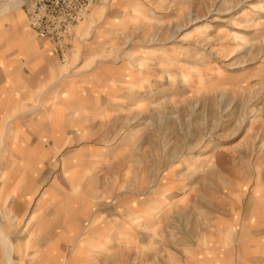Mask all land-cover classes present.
Instances as JSON below:
<instances>
[{
	"label": "rangeland",
	"instance_id": "374dc122",
	"mask_svg": "<svg viewBox=\"0 0 264 264\" xmlns=\"http://www.w3.org/2000/svg\"><path fill=\"white\" fill-rule=\"evenodd\" d=\"M26 2L0 0V82L38 84L23 111L86 106L80 131L67 117L54 125L68 128L63 139H25L44 132L30 115L0 123V175L29 143L45 146L34 199L51 188L54 227L77 238L68 250L56 232L38 263L69 264L98 239L100 252L81 259L222 264L221 197L264 194V0H103L74 27L64 60L37 38ZM69 199L84 203L73 213Z\"/></svg>",
	"mask_w": 264,
	"mask_h": 264
},
{
	"label": "crops",
	"instance_id": "0c3cea01",
	"mask_svg": "<svg viewBox=\"0 0 264 264\" xmlns=\"http://www.w3.org/2000/svg\"><path fill=\"white\" fill-rule=\"evenodd\" d=\"M19 40L15 38L14 43L20 44L21 41ZM47 49L50 50L49 48ZM41 56H43V60L49 59L51 62L50 57L47 58L42 54ZM45 70L48 73L49 69L45 68ZM1 76L0 73V79ZM4 76L7 78L6 71H4ZM14 88L17 89L15 90ZM39 90L38 84L16 83L11 86L0 82V123L6 121L5 119L12 114L13 117L10 121L16 124L19 122L17 120L19 117L30 115L29 123L36 122L39 127H44V132L38 133L37 130H27L24 138L29 141L53 139L55 132L58 134L56 136L57 139H63L65 136L64 131L68 132V128L62 129V127L58 128L54 125L62 124L65 117L72 119V123L75 122L74 127L78 131L81 130L78 126L80 116L86 112L84 102H79L76 105H64L61 102L55 104L53 100H46L44 104L45 110L40 113H36V110L29 112L30 107L23 111V97L28 99L30 92L34 93ZM23 92L27 94L23 95ZM15 128L13 133H15ZM23 149L24 160L19 162L11 161L8 166L3 165L4 178L7 171L11 172L8 175V179H4L2 174L0 175V205L4 210L3 212L0 211V217H2V214H6V218L11 220L9 227H6L5 222L0 221V264H6L5 251L7 247L13 253L12 264H39L36 253H49L53 244V236L56 232L68 236L66 240L68 241V250L73 243L75 244L74 241L77 239L72 241V236L75 233L72 232L71 228L54 227V202L53 199H47V193L51 195V188L46 189L40 199L36 201L34 199L39 188L45 183L44 169L40 164H44L49 150L43 145L39 147L38 142L35 144L29 143ZM180 198H183V196ZM238 198L229 199V197L222 196L220 199L223 208L220 218L221 227H217L215 232L221 239V251L227 258V260H222V264H264V194L260 196L254 194V196L246 199V195L242 193L241 195L239 194ZM69 201L74 207L71 208L73 213L84 203L82 199H69ZM235 204L237 208L236 210L234 209V213L230 214V207ZM59 205L61 209L62 204L60 203ZM158 217H160V214H158ZM92 234L94 236L100 234V229H93ZM3 239L8 244L3 242ZM71 242L72 244H70ZM92 246L93 248L89 245L83 249H76L78 257L69 260V264H81V262H85L84 264H106V261L96 258L95 255L93 258L81 259L82 251L100 252L102 249L101 240L95 239V243L93 242ZM230 253H232L231 256ZM192 264L219 263L212 258L199 263L195 261Z\"/></svg>",
	"mask_w": 264,
	"mask_h": 264
},
{
	"label": "built area",
	"instance_id": "2783aa9c",
	"mask_svg": "<svg viewBox=\"0 0 264 264\" xmlns=\"http://www.w3.org/2000/svg\"><path fill=\"white\" fill-rule=\"evenodd\" d=\"M103 0H27L24 4L29 25L37 38L52 45L53 52L66 59L74 27Z\"/></svg>",
	"mask_w": 264,
	"mask_h": 264
},
{
	"label": "bare ground",
	"instance_id": "6f19581e",
	"mask_svg": "<svg viewBox=\"0 0 264 264\" xmlns=\"http://www.w3.org/2000/svg\"><path fill=\"white\" fill-rule=\"evenodd\" d=\"M3 242H6V240L3 239ZM4 245V244H3ZM6 246V245H5Z\"/></svg>",
	"mask_w": 264,
	"mask_h": 264
}]
</instances>
